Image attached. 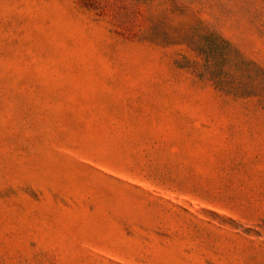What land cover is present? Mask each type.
<instances>
[{
	"label": "rangeland",
	"instance_id": "rangeland-1",
	"mask_svg": "<svg viewBox=\"0 0 264 264\" xmlns=\"http://www.w3.org/2000/svg\"><path fill=\"white\" fill-rule=\"evenodd\" d=\"M260 88L264 0H0V264H264Z\"/></svg>",
	"mask_w": 264,
	"mask_h": 264
},
{
	"label": "trees",
	"instance_id": "trees-1",
	"mask_svg": "<svg viewBox=\"0 0 264 264\" xmlns=\"http://www.w3.org/2000/svg\"><path fill=\"white\" fill-rule=\"evenodd\" d=\"M190 39L192 49L203 58L204 63L199 68L196 62L185 57L186 63L179 66L193 70L199 77H206L219 91L237 95L239 90L230 86V68L240 72L244 65H248L249 68L250 64L246 63L228 39L216 32L200 34L198 30H195ZM254 80V78L250 79L252 85ZM257 91L262 95L264 89L260 88Z\"/></svg>",
	"mask_w": 264,
	"mask_h": 264
}]
</instances>
